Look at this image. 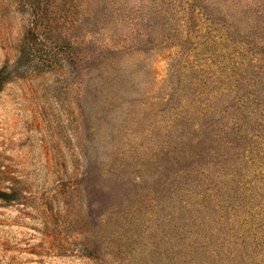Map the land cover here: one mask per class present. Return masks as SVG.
<instances>
[{
	"label": "rangeland",
	"instance_id": "374dc122",
	"mask_svg": "<svg viewBox=\"0 0 264 264\" xmlns=\"http://www.w3.org/2000/svg\"><path fill=\"white\" fill-rule=\"evenodd\" d=\"M4 68L0 264H264V0H0Z\"/></svg>",
	"mask_w": 264,
	"mask_h": 264
},
{
	"label": "trees",
	"instance_id": "16d2710c",
	"mask_svg": "<svg viewBox=\"0 0 264 264\" xmlns=\"http://www.w3.org/2000/svg\"><path fill=\"white\" fill-rule=\"evenodd\" d=\"M35 51L36 50H35L34 44H32L28 38H25L18 47V56L12 65L11 72L17 73L20 70H23V71L36 70V68L38 67V62L36 61ZM42 65H45L48 69H53L57 67V64H55V62L53 61L43 62ZM5 71H6L5 68L1 70L0 75H2ZM245 212L246 214H248V211L245 210ZM243 215L244 213L242 211L239 214V216L243 217Z\"/></svg>",
	"mask_w": 264,
	"mask_h": 264
}]
</instances>
